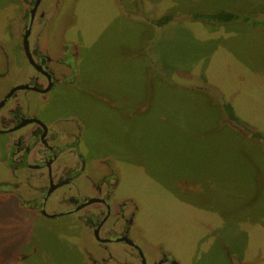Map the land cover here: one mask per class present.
<instances>
[{
    "label": "rangeland",
    "instance_id": "obj_1",
    "mask_svg": "<svg viewBox=\"0 0 264 264\" xmlns=\"http://www.w3.org/2000/svg\"><path fill=\"white\" fill-rule=\"evenodd\" d=\"M120 2L63 0L57 17L79 49L80 76L49 93L44 116L80 119L83 156L112 157L143 234L179 264H264L263 138L222 122L219 101L264 136V0ZM220 10L239 18L193 15ZM167 11L176 18L157 36L137 15ZM6 172L0 162V179ZM17 200L0 197V264H80L78 224L36 218Z\"/></svg>",
    "mask_w": 264,
    "mask_h": 264
},
{
    "label": "flooded vegetation",
    "instance_id": "obj_2",
    "mask_svg": "<svg viewBox=\"0 0 264 264\" xmlns=\"http://www.w3.org/2000/svg\"><path fill=\"white\" fill-rule=\"evenodd\" d=\"M62 2H6L11 13L3 19L6 34L0 35V162L8 172L0 179V197L14 195L17 206L36 218L65 215L74 220L78 230L73 246L80 264H179L143 234L138 203L117 191L120 174L112 157L83 156L80 119L67 113L45 117L41 110L54 88L72 86L80 76L79 49L57 17ZM137 15L153 28L154 36L161 25L176 18L171 11ZM162 17L167 20L159 21ZM219 101L222 122L233 121L234 127L246 130V137L263 138L264 144L260 132L240 123L231 105Z\"/></svg>",
    "mask_w": 264,
    "mask_h": 264
},
{
    "label": "trees",
    "instance_id": "obj_3",
    "mask_svg": "<svg viewBox=\"0 0 264 264\" xmlns=\"http://www.w3.org/2000/svg\"><path fill=\"white\" fill-rule=\"evenodd\" d=\"M194 17H200L202 19H207V20H212V21H217V22H227L232 19H237L239 16L233 12H228L224 10H220L218 12H212V13H204V14H193ZM244 19V17H242ZM167 17H162L159 21H166ZM255 23V21H253ZM257 22V21H256ZM258 24L264 26V20L261 22H257ZM225 110L227 112V116L229 118H234L231 113V109L228 106H225ZM253 135H257L258 137L261 136L259 133H255Z\"/></svg>",
    "mask_w": 264,
    "mask_h": 264
},
{
    "label": "water",
    "instance_id": "obj_4",
    "mask_svg": "<svg viewBox=\"0 0 264 264\" xmlns=\"http://www.w3.org/2000/svg\"><path fill=\"white\" fill-rule=\"evenodd\" d=\"M229 123H230V124H234V122H233V121H230V120H229Z\"/></svg>",
    "mask_w": 264,
    "mask_h": 264
}]
</instances>
